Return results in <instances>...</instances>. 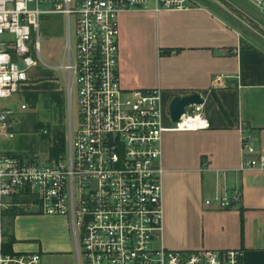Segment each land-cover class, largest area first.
<instances>
[{"label": "built area", "instance_id": "1", "mask_svg": "<svg viewBox=\"0 0 264 264\" xmlns=\"http://www.w3.org/2000/svg\"><path fill=\"white\" fill-rule=\"evenodd\" d=\"M264 14V0H245ZM196 0H0V264H41L38 250L14 246L7 232L12 210L61 215L69 223L77 264H242L240 247L177 249L162 243L164 130L207 127L201 103L177 120L163 121L159 86H125L119 72V13L130 8L186 9ZM66 17L65 72L69 121L64 148L2 147L16 135L22 100H10L29 83L42 60L40 17ZM71 20L73 22L71 39ZM72 91L75 121H72ZM241 124L243 165L264 169L259 151ZM48 132L47 127L41 129ZM239 188L205 198L229 207Z\"/></svg>", "mask_w": 264, "mask_h": 264}, {"label": "crops", "instance_id": "2", "mask_svg": "<svg viewBox=\"0 0 264 264\" xmlns=\"http://www.w3.org/2000/svg\"><path fill=\"white\" fill-rule=\"evenodd\" d=\"M259 13L254 17L229 0L119 13L122 84L159 86L165 124L170 99L197 91L208 120L204 128L161 134L166 247H240L242 264H264V169L243 165L247 154L240 133L244 124L264 152V14ZM226 188L240 190L233 205L205 204ZM65 229L66 240L60 235L53 243L19 238L12 225L8 235L15 247L38 250L41 264H77L73 236Z\"/></svg>", "mask_w": 264, "mask_h": 264}, {"label": "rangeland", "instance_id": "3", "mask_svg": "<svg viewBox=\"0 0 264 264\" xmlns=\"http://www.w3.org/2000/svg\"><path fill=\"white\" fill-rule=\"evenodd\" d=\"M198 1L201 0H196ZM205 1V0H203ZM240 8L247 9L249 14L259 18V11L245 0H229ZM73 22L71 20V39ZM40 54L42 60L37 65H34L29 74L33 79L24 84V88L20 94H14L10 97L12 103L18 106L20 101L26 103V108L20 109L15 119L16 135L10 141L2 142V147H10L17 150H38L45 149L46 142L41 138V129L43 127L52 128L57 124L59 111L54 102L49 97V91L59 90L63 97L61 106V123L64 125V133L67 122L69 121V104L68 93L66 89L65 72L61 70L58 64L62 59L66 58L65 40L67 34L66 17L62 13H45L40 17ZM53 87V88H52ZM57 87V88H54ZM29 90L38 91V97L31 105L29 100L25 98V92ZM72 121H75V93L72 91L71 103ZM41 122V126L34 127V122ZM45 143V144H44ZM48 147V146H47ZM16 212L18 210L15 209ZM10 220H7V232L9 226L13 227L14 234L19 238H32L31 240H42L43 242H56L60 235L66 240V226L69 229L71 236V228L69 221L61 215H47L34 212H21L13 220V215H10Z\"/></svg>", "mask_w": 264, "mask_h": 264}, {"label": "trees", "instance_id": "4", "mask_svg": "<svg viewBox=\"0 0 264 264\" xmlns=\"http://www.w3.org/2000/svg\"><path fill=\"white\" fill-rule=\"evenodd\" d=\"M25 98L29 100L31 105H34L37 97H38V91L36 90H29L25 92ZM49 97L52 102L56 105L59 111L58 121L57 124L53 125L52 128H49V131L46 133H41L40 138L46 142V145L48 146L49 152L51 155H55L58 151L62 150L64 148V142H65V133H64V125L61 123V106L64 102L63 97L60 95L59 90H51L49 91ZM34 127L41 126V122H34ZM45 144V143H44ZM18 212L15 210H12L9 214L12 216H15ZM8 217V220L10 218Z\"/></svg>", "mask_w": 264, "mask_h": 264}, {"label": "water", "instance_id": "5", "mask_svg": "<svg viewBox=\"0 0 264 264\" xmlns=\"http://www.w3.org/2000/svg\"><path fill=\"white\" fill-rule=\"evenodd\" d=\"M226 2V0H221ZM203 101L199 92L193 91L183 94H175L169 101L168 112L172 120H177L185 112L188 105L192 103H201Z\"/></svg>", "mask_w": 264, "mask_h": 264}, {"label": "flooded vegetation", "instance_id": "6", "mask_svg": "<svg viewBox=\"0 0 264 264\" xmlns=\"http://www.w3.org/2000/svg\"><path fill=\"white\" fill-rule=\"evenodd\" d=\"M73 255H74V258H75V262H77V254H76V251H75V245H74V250H73Z\"/></svg>", "mask_w": 264, "mask_h": 264}]
</instances>
